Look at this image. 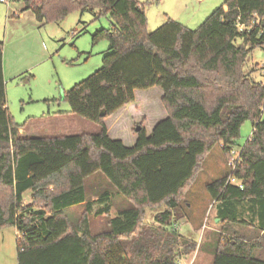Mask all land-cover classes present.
<instances>
[{
	"label": "trees",
	"instance_id": "obj_1",
	"mask_svg": "<svg viewBox=\"0 0 264 264\" xmlns=\"http://www.w3.org/2000/svg\"><path fill=\"white\" fill-rule=\"evenodd\" d=\"M20 1L40 28L74 12L108 17L110 26L91 37L93 46L110 47L101 69L64 96L66 114L99 132L24 137L25 124L7 107L0 42V230L22 234L18 264H120L113 253L122 245L128 264H181L197 249L174 227L185 194L216 147L232 158L247 122L253 131L239 165L207 192L221 225L249 235L218 238L213 264H264V81L254 76L261 67L246 69L264 49V0H225L196 30L167 18L154 32L137 0ZM152 88L163 91L168 117L151 135L139 126L131 148L112 139L106 120L133 103L137 90ZM97 174L109 185L97 178L89 194L86 181ZM162 206L148 226L147 210ZM75 207L85 210L74 223L68 211ZM92 215L108 218L97 233Z\"/></svg>",
	"mask_w": 264,
	"mask_h": 264
},
{
	"label": "rangeland",
	"instance_id": "obj_2",
	"mask_svg": "<svg viewBox=\"0 0 264 264\" xmlns=\"http://www.w3.org/2000/svg\"><path fill=\"white\" fill-rule=\"evenodd\" d=\"M10 5L0 3V42L4 44V78L6 102L9 112L18 125L25 128L22 136H75L84 133L97 134L99 127L78 116L66 114L70 105L65 94L75 85L88 79L101 69L104 56L110 44L106 41L92 45V35L101 28H108V17L96 19L86 12H74L65 20L50 23L39 29L32 27L35 16L31 12L18 11L24 4L20 0H7ZM144 5L148 18V31L154 32L167 18L174 19L196 30L225 0H137ZM11 12V13H10ZM16 12L17 16L13 14ZM18 16L20 18H18ZM10 20V21H9ZM36 25L38 24L35 22ZM40 27V25L38 24ZM237 43H240L239 41ZM262 70L254 75L257 81H264V49L258 48L250 56L246 69ZM261 75V76H260ZM164 93L159 88L135 92V101L106 120L109 134L114 140H121L131 148L136 144V129L142 126L151 135L155 126L168 117L162 103ZM253 124L247 122L238 140L240 151L249 140ZM232 158H224L218 146L206 158L196 180L189 187L182 201L174 227L179 234L197 243V249L189 256L179 259L181 264H213L215 245L218 238L227 241L232 237L249 235L247 228L221 225L218 217V204L211 199L207 185L222 178L234 169L230 166ZM97 178L103 179L101 186L109 183L102 174L90 177L86 188L90 194ZM111 190V189H110ZM30 194L27 193L26 203ZM97 208L94 210L96 211ZM166 206L147 210L145 223L155 224V216L166 211ZM85 207H75L68 211L72 222L78 221ZM117 212L112 210L111 218ZM248 216V213L246 212ZM108 218L91 216L93 232H99ZM97 226V227H95ZM101 227V229H99ZM237 233L236 235H233ZM15 228L0 230V264H18ZM117 247L113 255L123 258L128 264L129 256L123 248ZM260 249V248H259ZM121 260V259H120Z\"/></svg>",
	"mask_w": 264,
	"mask_h": 264
},
{
	"label": "built area",
	"instance_id": "obj_3",
	"mask_svg": "<svg viewBox=\"0 0 264 264\" xmlns=\"http://www.w3.org/2000/svg\"><path fill=\"white\" fill-rule=\"evenodd\" d=\"M0 3H4V4H7V5H10V1H7V0H0ZM241 29L244 28V26L240 25L239 26ZM264 33V31H263ZM240 160H241V157H240V151H233L232 152V160L230 162V166L235 169L239 163H240ZM18 232V231H17ZM18 236L21 237L22 234L20 232H18Z\"/></svg>",
	"mask_w": 264,
	"mask_h": 264
},
{
	"label": "crops",
	"instance_id": "obj_4",
	"mask_svg": "<svg viewBox=\"0 0 264 264\" xmlns=\"http://www.w3.org/2000/svg\"><path fill=\"white\" fill-rule=\"evenodd\" d=\"M24 10V6H20V8H18V10H17V12L18 11H23ZM11 13V12H10ZM24 13H26V12H24ZM13 14H16V12H13ZM16 16H17V14H16ZM18 18H20L19 16H18ZM10 21V20H9ZM36 20L34 21V23L32 24V27L33 28H35V29H39L40 27L38 26V24L36 25ZM21 132H23V130H21ZM28 137H34V136H28Z\"/></svg>",
	"mask_w": 264,
	"mask_h": 264
},
{
	"label": "water",
	"instance_id": "obj_5",
	"mask_svg": "<svg viewBox=\"0 0 264 264\" xmlns=\"http://www.w3.org/2000/svg\"><path fill=\"white\" fill-rule=\"evenodd\" d=\"M102 116H105V113H104V112L102 113ZM140 130H141V128L138 127V128L136 129V132L138 133V132H140Z\"/></svg>",
	"mask_w": 264,
	"mask_h": 264
}]
</instances>
